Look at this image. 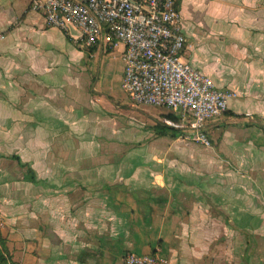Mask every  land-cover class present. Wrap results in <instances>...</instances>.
Returning a JSON list of instances; mask_svg holds the SVG:
<instances>
[{"label": "crops", "instance_id": "obj_1", "mask_svg": "<svg viewBox=\"0 0 264 264\" xmlns=\"http://www.w3.org/2000/svg\"><path fill=\"white\" fill-rule=\"evenodd\" d=\"M175 6L182 59L236 93L200 126L210 146L191 139L188 114L169 110L162 122V106L116 94L120 44L83 46L28 0H0V238L10 264H121L129 252L264 264V0Z\"/></svg>", "mask_w": 264, "mask_h": 264}, {"label": "built area", "instance_id": "obj_2", "mask_svg": "<svg viewBox=\"0 0 264 264\" xmlns=\"http://www.w3.org/2000/svg\"><path fill=\"white\" fill-rule=\"evenodd\" d=\"M46 25L79 32L83 46L97 44L103 51L121 45L120 88L132 104L162 106L191 117V139L210 142L200 130L203 122L222 114L229 89L212 80L181 57L185 45L175 0H28ZM1 37V36H0ZM166 123L172 124L169 121ZM121 264H169L157 253H126Z\"/></svg>", "mask_w": 264, "mask_h": 264}, {"label": "trees", "instance_id": "obj_3", "mask_svg": "<svg viewBox=\"0 0 264 264\" xmlns=\"http://www.w3.org/2000/svg\"><path fill=\"white\" fill-rule=\"evenodd\" d=\"M0 264H10L9 256L2 238H0Z\"/></svg>", "mask_w": 264, "mask_h": 264}, {"label": "rangeland", "instance_id": "obj_4", "mask_svg": "<svg viewBox=\"0 0 264 264\" xmlns=\"http://www.w3.org/2000/svg\"><path fill=\"white\" fill-rule=\"evenodd\" d=\"M92 48V47H91ZM95 47L93 46V49H94ZM96 49V48H95ZM99 50H101V47H99ZM116 94L119 96V97H126L125 96V94L123 93V91H121L119 88L116 90ZM236 94V93H235ZM236 97V96H235ZM234 97V98H235ZM161 110H162V115H160V119L162 118L161 116H163V115H166L167 114V112L169 113L170 111V109H167V108H165V107H162L161 108ZM164 112V113H163ZM164 120H166L165 118L164 119H161V121L163 122ZM170 123H172L171 121H170ZM169 124V123H168ZM210 146V145H209Z\"/></svg>", "mask_w": 264, "mask_h": 264}]
</instances>
